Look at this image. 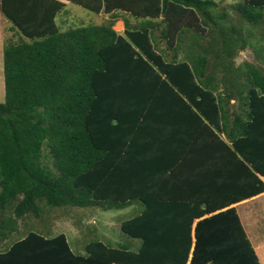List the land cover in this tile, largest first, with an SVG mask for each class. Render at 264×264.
I'll list each match as a JSON object with an SVG mask.
<instances>
[{
  "label": "trees",
  "instance_id": "16d2710c",
  "mask_svg": "<svg viewBox=\"0 0 264 264\" xmlns=\"http://www.w3.org/2000/svg\"><path fill=\"white\" fill-rule=\"evenodd\" d=\"M104 1L108 12L164 14L166 31H196L195 18L209 17L222 38L186 40L204 52L180 56L146 26L152 19L128 21L123 33L114 20L62 30L63 0H0L19 34L4 51L1 211L17 219L41 215L42 202L142 204L120 221L126 240L94 238L84 251L64 232L33 229L10 242L16 220L0 214V264H262L232 204L264 192V68L247 61V119L234 130L225 102L239 88L219 79L235 47L247 44L243 29L216 21L213 0H148L146 10L137 4L145 0ZM76 2L99 12L103 0ZM234 7L249 22L264 21V0ZM220 46L229 59L210 63ZM183 181L195 193L183 192Z\"/></svg>",
  "mask_w": 264,
  "mask_h": 264
},
{
  "label": "rangeland",
  "instance_id": "374dc122",
  "mask_svg": "<svg viewBox=\"0 0 264 264\" xmlns=\"http://www.w3.org/2000/svg\"><path fill=\"white\" fill-rule=\"evenodd\" d=\"M240 1L243 0H232V9L229 8L231 3L225 8L226 11L230 9L231 14L234 15L233 21L227 25L231 27L232 24H236L241 27L243 35L247 39V44L242 51L241 48L235 47L237 50L234 51L239 53L237 56L236 53L230 56L231 62L229 66H226L225 74L226 76L231 74L235 78V85L239 89H244L250 86L246 73L248 69L247 61L254 62L264 68V21L253 23L247 21L246 18L243 19L239 11L234 7ZM59 17H62V19L67 17L69 26L100 24L102 21L100 14L73 2H67V7L57 18L58 23L63 28ZM239 20H241V23H239ZM224 22L227 23L228 21ZM223 25L226 26V24ZM18 37V29L0 8V101H4L6 96L4 74L5 47L10 41L18 40ZM206 43L207 41L203 40V44ZM219 51L216 50L215 54H209L210 63L222 60L225 62L226 58L229 59V55L224 56ZM201 52H204V50ZM41 206L43 210L38 217L30 213L26 217L17 219L13 217V214L9 213V210L4 209L1 211L0 208V214L13 217L16 220L15 225L18 226V230H16L14 237L10 239V242L33 229L49 235H56L60 232L66 233L72 247L76 251H84L86 243L94 238H106L105 240L113 242L123 241L126 240L127 236L122 234L120 230V221L123 218L137 214L142 208V204L139 201L120 209H104L100 206H52L45 205V202H42ZM239 209L246 221L251 240L258 248V253L261 254L264 264V196L247 206H241ZM134 242L136 243V241Z\"/></svg>",
  "mask_w": 264,
  "mask_h": 264
},
{
  "label": "crops",
  "instance_id": "0c3cea01",
  "mask_svg": "<svg viewBox=\"0 0 264 264\" xmlns=\"http://www.w3.org/2000/svg\"><path fill=\"white\" fill-rule=\"evenodd\" d=\"M63 1L65 2L64 9L67 7V2H73L75 4L83 6L84 8H87L83 4H80V3L76 2V0H63ZM213 1L216 3L215 5H213V12L215 14L216 21L219 20L220 18H222V16L224 17L225 21H228V22L233 21L234 15L231 14L230 9H229V11L225 10V8H227L228 4H230V3L231 4H230L229 8L232 9V0H229V1H226V0H213ZM147 3H148V0H145V1H139L137 4L141 8L145 9L146 6H147ZM225 12H226L227 16L225 15ZM61 13H63V11ZM95 13H98V14H100L102 16V21H101L100 24H102V23H104L106 21L108 22V21L114 20L113 28L116 29L118 32H121V33H123L125 31L128 21H129V24H133V25L139 26L140 24H142V22L143 23L146 22V21L148 22L151 19L154 20L153 23L152 22H148L146 24V26L148 25L149 28H151V29L154 28L153 31L155 32V37H157L159 40L162 41V43L164 44V47L167 46V48H166L167 51L170 52V51H172V49H177V53L180 56H185L186 54H191L192 56H197L200 53H202L201 52L203 50L202 46L194 45L193 49H190L188 47L189 44H188V42L186 40L194 41L195 38H200L202 40L209 41V40H211L213 38H215V39H221L222 38V37L218 36V35L221 34V29H218L221 26V23L220 22L216 23V22L213 21V19H211L209 17L207 19H205V20L203 18L199 19V18L196 17L195 21L193 22L194 24L196 23V24H200V26L201 25L204 26L205 29L202 26L201 27L198 26L196 31L195 30L174 31L173 29L171 31H166L167 28L165 30L164 29L165 26L162 23V19L165 17L164 14H160L159 16H139V17H135V16H133L131 14V12L129 10L120 9V8L119 9L117 8V9H114V10L108 12V11L105 10V1L104 0H103V3H102L101 10L99 12H95ZM58 16H57V18H58ZM59 18H60L61 24L63 25V28L58 23V21H57V23L59 24V26H60V28L62 30H67L70 27H75V26H69V19L67 17H65L64 19H62V17H59ZM240 21L241 20H239V23H241ZM154 22L160 23L159 26L158 27H154ZM83 25H88V24H83ZM76 26H79V25H76ZM186 33H188V34H186ZM240 34H241V37L238 36V38L243 39V37H244L243 32H241ZM172 39L174 41L173 43L171 42ZM240 48H241V51H242L243 48L242 47H240ZM223 49L220 48V47H218V48L214 47V49H212V50L215 53H216V50H220L219 51V53H220ZM238 53H236V56H237ZM208 54H210V53H208ZM224 55H226V53ZM225 77H226L225 70H223L219 74V79L226 81ZM227 78H228V81H229L230 84H232V85L235 84L234 83L235 78L232 77L231 74L227 75ZM219 82L220 81H218V80L216 82V84L218 85L217 86L218 90H219V92L224 93L226 88H225V86L223 85L222 82H220V83ZM231 88H233V87H231ZM247 90H248V87H246L244 89L243 88L239 89V91L237 90L239 93L237 95H232L234 97H232L229 101L225 102V106H226V109L228 111L227 112V115H228L227 121L229 123V129L234 130V127H236V125H237V128H238V124L240 123V126H241V121H243V120L245 121V119H247V113L245 111L246 106H243V104L246 101V97L245 96L247 94ZM243 91H244V94H243ZM239 129L241 130L242 128L240 127ZM217 132L219 134H221V136L223 138L228 140V135L225 133L226 132L225 130L222 131V132L220 130H217ZM213 135L214 134L211 133V138H213ZM262 179L264 180V176H262ZM192 188H193V186H191V185H189L187 183L184 184V181H183V189H184L183 192L195 193V190L192 189ZM189 189H192V190L189 191ZM262 196H264V192H261L259 194H256V195L252 196V197L245 198V199H243V200H241L239 202H236V203L232 204V205L237 207L238 212L240 214V217L242 219L243 224L245 225V228H246L247 232H248V229H247V226H246V221H245L243 215H241V212H240L239 208L241 206H243V205L247 206V205L251 204L252 202L256 201L257 199H259ZM248 234H249V232H248ZM249 236H250V234H249ZM134 244L138 245L139 243H135L134 242ZM255 247H256V245H255ZM257 251H258V248H257ZM259 257L261 258V254H259ZM260 260H261V263L263 264L262 258Z\"/></svg>",
  "mask_w": 264,
  "mask_h": 264
}]
</instances>
